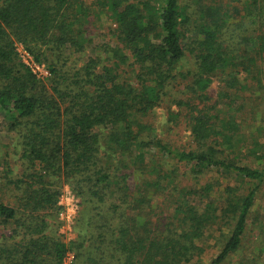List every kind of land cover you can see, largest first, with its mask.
Here are the masks:
<instances>
[{
	"label": "trees",
	"instance_id": "obj_1",
	"mask_svg": "<svg viewBox=\"0 0 264 264\" xmlns=\"http://www.w3.org/2000/svg\"><path fill=\"white\" fill-rule=\"evenodd\" d=\"M235 3L242 14L231 23ZM100 16L115 26L108 43L116 44L102 48L106 64L98 55L78 69L69 53L85 51L89 20ZM19 44L47 69L45 79L22 62ZM177 81L185 89L169 98ZM242 90H264V0H0V111L19 136L23 167L17 174L6 153L0 160V227L11 232L0 264H65L70 253V264H190L204 252L206 229L232 222L209 264L235 258L250 224L264 247V215L252 216L264 170L241 163L249 132ZM164 101L177 110L170 123L186 118L191 149L153 137L151 117ZM255 135L264 127L248 137L261 146ZM178 167L196 180L216 172L234 183L180 189ZM135 174L144 177L138 196L130 194ZM63 180L90 203L70 243L50 221ZM156 196L175 209L152 226ZM252 256L241 264H264Z\"/></svg>",
	"mask_w": 264,
	"mask_h": 264
},
{
	"label": "rangeland",
	"instance_id": "obj_2",
	"mask_svg": "<svg viewBox=\"0 0 264 264\" xmlns=\"http://www.w3.org/2000/svg\"><path fill=\"white\" fill-rule=\"evenodd\" d=\"M233 7L236 10L234 12V18L231 20V23H237L239 21V18L241 17L242 8L241 5L237 3H235ZM89 22L90 23L87 26V36L91 39V43L85 44V51L83 53L76 54L68 52L71 56V58L69 59V64L74 65V67L78 69L85 66L90 59H96L98 55H100L102 63L106 64V59L108 56L104 53V49L102 51V48L106 47V45H110L111 47H113L116 44V42L108 43L109 40L113 38L112 30L115 29V26H113L106 17L91 18ZM17 48L18 54L19 52L22 54L24 51H27L26 48L21 44H19ZM27 52L29 53V55H31L29 51ZM260 63L261 61H259V65ZM43 79L45 78H42V80ZM219 88V83L215 81L213 85V91L216 92L219 90ZM184 89L185 82L177 81V83L172 84L169 89L171 93V95L169 94V98L177 97L178 92H183ZM240 94L241 97H243V100H241L240 103L244 105L246 112L245 115H247L246 118L244 115V118L247 122V127L249 128V132L246 130V144H248V146H246V144L245 146L242 145V147L244 148L243 155L247 157L244 158V162L241 161V163L250 165L255 169L259 168L264 170V157L259 158L262 155L261 147L262 145H264V136L261 137L255 135L258 144H261V146L253 144L252 139H248L249 135L253 131L256 132L259 126L264 127V123H262L264 120V90H242ZM169 103V101H164V103H162L154 111V115L151 117V123L153 124L152 135L153 137L159 135V137L165 143H170L175 148L189 150L193 147V142L189 127L186 123V118L182 116L176 119L174 118L176 121L178 120V123H170L169 119L172 117L171 111L173 110L172 112L177 113V110L175 106L173 107ZM18 140L19 136L15 132L9 130V121L6 116L0 111V160H3V157L6 156V153L8 165H10L11 168L14 169V172L17 174L21 173L23 169L20 162L22 153L17 147ZM246 147L248 148L245 149ZM249 154H251L252 156H249ZM2 168L3 167L1 166L0 180L4 178ZM178 169L179 176L175 180V187H179L180 189L182 187L186 189H199L200 187L205 186L210 181L215 182L216 180H220L222 185L226 186L227 182L231 180L229 179L227 181L224 180V178H220L218 175H216V172H211L196 180L192 177L190 167H178ZM143 181L144 177L140 178L139 175L135 174L134 177L130 179V187L135 191L133 193L130 192V194H132L133 196H138L136 195V187L142 185ZM231 181L234 183V180ZM58 187L60 191V198L57 205L58 210L52 214L50 221L53 224V232H56L64 242L70 243L71 241H75L78 237V234L82 232V229L77 227L78 222L80 223L78 218H80V216L86 215L85 212H88L90 203L86 201V198L82 199L77 197L73 192L72 186L69 182L63 180V182L61 181ZM242 192H244L243 188ZM150 194L152 195V193ZM177 196L178 193H172V195L170 196L171 198L169 199H175ZM207 202L208 200H205L200 205L203 206ZM198 203L199 202L197 201L196 204ZM148 208V220L150 221V224L152 226H156L165 222L167 218L172 216L175 205L171 204L170 201H165L164 197L162 196H156L151 200ZM256 215H264V188L262 192L259 193L258 198L255 202V206L253 208L252 216ZM88 219L89 216L86 217L87 221ZM233 224L234 222H232L231 225L215 224L208 227L205 231L204 237L198 242V245L204 249V252L201 256L196 257L190 264H209L213 259H215L219 255L221 247L225 242L222 234H225L227 236L230 233L229 231L232 229ZM10 234V230L0 227V244L4 242L3 235L10 236ZM258 234H260L259 229L250 224L247 229L246 237L243 241V250L235 258L231 259L227 264H241L243 263V261H247L246 259L252 258L253 254L258 255L259 253L261 254V260L264 261V247L260 249L258 247V243L261 239V236L259 237ZM72 260H74V255L70 253L68 254L65 264H70Z\"/></svg>",
	"mask_w": 264,
	"mask_h": 264
},
{
	"label": "built area",
	"instance_id": "obj_3",
	"mask_svg": "<svg viewBox=\"0 0 264 264\" xmlns=\"http://www.w3.org/2000/svg\"><path fill=\"white\" fill-rule=\"evenodd\" d=\"M22 62L30 68V70L37 75L38 78H45L48 76V71L43 65L37 64L33 57L29 55L27 51H24L22 54L19 52Z\"/></svg>",
	"mask_w": 264,
	"mask_h": 264
}]
</instances>
